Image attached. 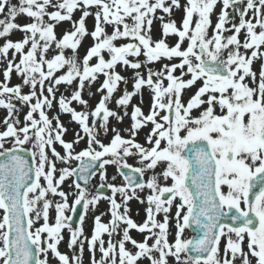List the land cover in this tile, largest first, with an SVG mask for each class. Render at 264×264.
<instances>
[{
    "label": "snow or ice",
    "instance_id": "1",
    "mask_svg": "<svg viewBox=\"0 0 264 264\" xmlns=\"http://www.w3.org/2000/svg\"><path fill=\"white\" fill-rule=\"evenodd\" d=\"M181 9L177 26L172 13ZM76 11L81 15L74 20ZM0 15V108L7 113L0 122V264H83L85 241L90 264H264V0H0ZM22 15L31 22L16 23ZM61 22L72 30L58 38ZM14 30L22 39H8ZM89 35L93 43L80 57ZM170 36L177 37L172 45ZM118 68L131 70V77ZM13 73L21 83L10 86ZM100 76V99L91 107L83 93ZM60 85H75L70 97H57ZM145 88L147 114L132 104L136 96L144 102ZM113 100L120 111L109 107ZM54 106L58 112L50 117ZM22 107L28 109L23 122ZM62 114L79 125L71 141L64 139ZM125 117L130 125L122 135L111 121ZM148 125L142 144L137 137ZM82 141L86 146L77 151ZM109 166L122 184L109 178ZM133 199L147 204L140 224L129 216ZM101 200L109 209L94 216L89 238L83 225ZM108 214L110 221L102 222ZM121 224L122 238L113 242ZM65 229L71 258L59 250ZM130 230L147 235L137 241Z\"/></svg>",
    "mask_w": 264,
    "mask_h": 264
},
{
    "label": "rangeland",
    "instance_id": "2",
    "mask_svg": "<svg viewBox=\"0 0 264 264\" xmlns=\"http://www.w3.org/2000/svg\"><path fill=\"white\" fill-rule=\"evenodd\" d=\"M12 2L13 3H17V0H12ZM184 2H185V0H181L182 4ZM92 11H95V9H92ZM219 12H220V6L218 5L217 8L215 9L214 14L211 17L212 22H213V27H214V25H215V23L217 21V15H218ZM161 14L162 13L158 11L157 15H161ZM80 15H81V13L79 11H76L74 13L73 19L74 20L78 19ZM249 15H251V13H249ZM182 17H183L182 9L173 11L172 19H174L177 22V26L180 25ZM3 18H4L3 15H0V19H3ZM167 19H168V17L165 16V20H167ZM29 22H31V21L26 16H23V15L18 17L17 21H16V23H19L21 25H23L25 23H29ZM237 22H238V18H237ZM159 24H160L159 20L154 21V27H153V32H152V35H153L154 39H157L160 36ZM228 26H230V25H228ZM86 27L88 28L89 31L93 30V28H94V19L92 17H89V18L86 19ZM66 30H68V31L72 30L71 26H70V22H61L59 25H57V27L55 28V32H56L57 37L61 38L63 33ZM108 31L110 32L111 29L109 28ZM211 32H212V29L210 28L209 29V34L210 35H211ZM230 34L231 33H225V35H230ZM22 35L23 34L21 32L14 30L13 33L8 37V39H11V40H13L15 42V41H18V40L22 39ZM240 38H241V40H243V34H241ZM176 39H177V37L170 36V37H168L167 42L170 45H172V44L175 43ZM3 42H4L3 38H0V44H2ZM125 42H127V41H118L117 43L120 44V43H125ZM92 43H93V41H92V38H91L90 35L86 36L83 39L82 44H81L80 48L78 49V53H79L80 57H82L85 54L86 49L88 47H90L92 45ZM54 54H55L54 52L50 51L48 53V57L51 58V56L54 55ZM66 55H71V51L70 50H66ZM105 56L107 58V53H105ZM141 59H143V57H141ZM164 62H166V61H164ZM3 67H5V65L4 64H0V81L3 80V75H2ZM154 67L158 68L159 65L157 64ZM259 67H260V61H255L254 65H253L254 70L258 71ZM117 70L121 71L122 75H125V76H128V77H131V75H132L131 70L124 71V70H122L120 68H118ZM141 71H144V70L142 69ZM102 80H103V76H100L99 79L97 80V82H95L93 85H91L90 89L88 87H86V89H85V91L83 93V98L88 100L89 105L91 107H94L95 104L100 99V94L96 92V89L99 87V84H100V82H102ZM18 83H21L20 78L15 73H13V75L11 77V81H10V86L16 85ZM124 87H125V85L121 84V86H120L121 91L123 90ZM126 87L128 88V90H131V88H132L131 81L129 82V84ZM74 88H75V85H73V86L60 85L59 86V91L57 92V97H59V95L61 93H63L65 96H69L70 97V93L74 90ZM89 90L94 93V95L91 96V97H89V95H88V91ZM23 91L25 93H27L29 91V89L27 87H25L23 89ZM194 91H195V88H193L192 90L186 91L185 95L183 96V100L186 102L187 99L189 98V95L191 94V92H194ZM120 94H121V92H117L115 95L119 96ZM143 97H144V102L142 104L140 103V97L139 96H136V97L133 98L132 104L133 105H139L143 109L145 114H147L148 110H149V105H150V92H149V90L147 88L143 89ZM114 99H115V97H114ZM16 103H18V102H16ZM71 106L75 107L78 111L81 110V106L78 103H76V102H73V104ZM109 107L114 109V110L120 111L119 109L116 108L114 100H113L112 103L109 104ZM27 110H28L27 107H22V109H21L20 119H21L22 122H23V117L26 114ZM128 111H129V113L131 112V105L129 106ZM57 112H58V108L54 106V108L51 111L48 112V115L51 117V116L55 115ZM6 115H7L6 110L3 109V108H0V122L3 121V118ZM37 118H38V115H37ZM60 119L63 122V124L65 125V127L68 128V132L65 134L64 139L66 141H71L73 139L74 131L79 130V125L74 123V122H70V115L69 114H62L60 116ZM129 125H130V119L128 117H125V120H124L123 123H117L115 120L111 121V126L121 129V134L122 135H127V133H125L123 131V129L128 128ZM150 128H151V125H148V127L143 128L139 132L137 139H138V141L140 143H142V144L145 143V136L148 133V131L150 130ZM3 130H4L3 124L0 123V131H3ZM108 135L110 137L111 133H109ZM100 138L104 139L105 142H107L108 137L103 136V134H101ZM85 146H86L85 143L82 141L77 146V151L83 149ZM6 147H10V145L6 144ZM55 147L57 148V151H60L63 154V150H62V148L60 147L59 144H56ZM128 162L130 164L136 165V161L134 159H129ZM57 166L58 167H62L63 165H60L59 162H57ZM73 166H75V162L73 163ZM158 171H159V169H158ZM108 175H109V178H111L112 176H117V179H116V181H114V183H116L118 185L123 183L122 179L117 175V171H116V168L114 166H109L108 167ZM42 183H43V181H42ZM67 183H71V180L67 181L66 184ZM99 183H100L99 177L97 176V177H95L93 179V184H92L93 188H95ZM65 187H66V185L64 186V188ZM107 194L108 195L111 194L109 190H108ZM138 194L141 197H145L148 194V192H147V190H145V192H140ZM50 198H52V197H50ZM52 199H58V198H52ZM116 199H117L118 202H121V198H120L119 194H117ZM70 203H71V199H70ZM128 207L130 208L129 216L136 223H138V224L142 223L144 221L145 217H146V215L144 214V210L147 207V204L146 203L141 204L137 200L133 199V200H131L129 202ZM242 207H243V205H242ZM108 209H109V202L107 200H101L98 203L97 208L94 211H90L88 213V215L86 216L84 225H83L85 236H87L89 238L91 236L92 229H93V218H94V216L98 215V214H100L102 212H108ZM122 211H123V208L121 209V212ZM174 211H175V209L173 208V213H174ZM141 212L143 213L144 216L141 215ZM137 213H139V215H137ZM0 216H2V211H0ZM52 217H54V210H50V222H54V220L51 219ZM110 219H111L110 214L102 216V222H104V223H108L110 221ZM157 219L162 221V219H163L162 214L157 216ZM125 226L126 225H123V224L120 225V227L118 229V234L115 235L113 242H116V241H118L119 239L122 238V229ZM130 235L134 239H136L137 241L141 240V237H139V235L136 232V230H130ZM63 236H64V240L60 243L59 250L62 253L68 254L70 256V258H71L72 254H73V250L69 249L67 247V242H68V239H69V233H68L67 229H65L63 231ZM184 236L186 238H191L193 236V233L189 229H187L185 231V233H184ZM102 238L105 240V246H107V242L109 240L108 235L107 234H103ZM171 238L172 237L170 236V239ZM149 243H151V241H149ZM223 243H224V241H222V244ZM85 246H86V248H88L87 247V241H85ZM126 248H128L129 250H131L133 252L135 251V249L130 247V243L126 244ZM95 255H96V259L100 258V253L98 251V248H97V251H96ZM51 264H58V262L55 261V260H52ZM83 264H90V253H89L88 249L85 250V252L83 253ZM140 264H142V263L140 262Z\"/></svg>",
    "mask_w": 264,
    "mask_h": 264
},
{
    "label": "bare ground",
    "instance_id": "3",
    "mask_svg": "<svg viewBox=\"0 0 264 264\" xmlns=\"http://www.w3.org/2000/svg\"><path fill=\"white\" fill-rule=\"evenodd\" d=\"M65 190H67V187H65ZM144 214H145V211H144ZM141 215L142 216H144L143 215V213L141 212ZM146 218V217H145ZM137 233H138V235H139V237H141V240L140 241H142L143 240V237H144V235H147V233H144V234H141V233H139L138 231H136ZM152 242V241H151ZM130 247L131 248H133V246L130 244ZM88 248H86V246H85V250H87ZM134 249V248H133ZM85 250H84V252H85ZM142 264H148V261L147 260H141L140 261Z\"/></svg>",
    "mask_w": 264,
    "mask_h": 264
},
{
    "label": "water",
    "instance_id": "4",
    "mask_svg": "<svg viewBox=\"0 0 264 264\" xmlns=\"http://www.w3.org/2000/svg\"><path fill=\"white\" fill-rule=\"evenodd\" d=\"M20 154L25 156L26 158H28L30 160V155L27 152H22ZM0 159H3V158H0ZM81 183H83V182H81ZM189 183H190V181H189ZM78 215H79V211H78V213L76 215H74V221L76 220V222H77V219H78ZM191 229L194 231V227L191 228Z\"/></svg>",
    "mask_w": 264,
    "mask_h": 264
}]
</instances>
